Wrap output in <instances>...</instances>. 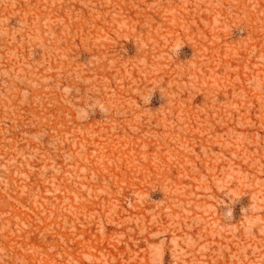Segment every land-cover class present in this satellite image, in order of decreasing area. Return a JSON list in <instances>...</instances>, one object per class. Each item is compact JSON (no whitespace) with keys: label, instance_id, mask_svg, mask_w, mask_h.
Instances as JSON below:
<instances>
[{"label":"rangeland","instance_id":"374dc122","mask_svg":"<svg viewBox=\"0 0 264 264\" xmlns=\"http://www.w3.org/2000/svg\"><path fill=\"white\" fill-rule=\"evenodd\" d=\"M0 264H264V0H0Z\"/></svg>","mask_w":264,"mask_h":264}]
</instances>
